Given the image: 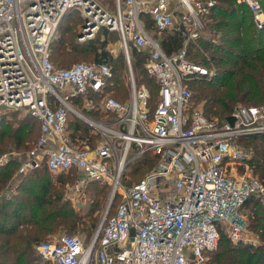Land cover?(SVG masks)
I'll return each instance as SVG.
<instances>
[{
  "label": "built area",
  "instance_id": "obj_1",
  "mask_svg": "<svg viewBox=\"0 0 264 264\" xmlns=\"http://www.w3.org/2000/svg\"><path fill=\"white\" fill-rule=\"evenodd\" d=\"M240 1L264 29L261 0ZM73 9L84 17L80 39L95 37L103 27L118 33L129 65L127 102L108 89L114 75L108 62L80 60L58 67L52 61L51 42ZM207 9L203 0H115L113 9L99 0H0V107L25 108L41 126L18 173L45 160L55 173L82 171L78 190L88 180L111 185L112 202L88 242L79 233H61L38 243V255L53 264H211L219 224L233 241L247 239L240 206L251 195L264 198V183L248 173L253 150L239 140L264 133V107L237 106L231 124L227 118H208L195 105L188 81L212 72L188 58L187 46L204 29ZM142 13L153 18L159 34L173 29L179 17L187 32L183 47L167 54ZM133 47L150 52L146 68L159 87L155 107L149 89L136 82ZM84 109L100 111L103 119ZM72 115L101 133L95 145L73 139ZM50 140L53 146L47 148ZM149 151L160 155L159 162L127 189L124 168ZM12 157L2 154L0 166ZM116 195L121 200L110 215Z\"/></svg>",
  "mask_w": 264,
  "mask_h": 264
},
{
  "label": "trees",
  "instance_id": "obj_2",
  "mask_svg": "<svg viewBox=\"0 0 264 264\" xmlns=\"http://www.w3.org/2000/svg\"><path fill=\"white\" fill-rule=\"evenodd\" d=\"M261 2L264 6V0ZM74 11L79 10L73 9L64 15L58 27V35L51 42L52 61L58 67H67L65 65L71 63L73 57L85 56L84 52L89 50L93 56L89 62L106 61L113 69L114 75L108 89L119 99L120 96L125 97L127 86L119 71L121 67L117 64L119 57L111 55L107 49L111 37L119 39L118 33L103 27L97 39H90L87 45L79 43L75 39L76 29H73V22L77 21L73 19ZM142 18L146 28L160 39L167 54H173L183 47L187 32L182 20L173 29L159 34L149 14L142 13ZM205 19V31L202 30L198 37L189 41L187 56L204 65L212 63L216 70L209 77L188 81L195 105L199 104L208 118L219 121L225 120L241 104L264 107V29L257 28L251 8L239 0H215L203 14L204 23ZM121 56L125 62L124 54ZM149 56L147 50L132 48L138 80L149 87L152 94L150 103L155 107L153 96L157 94L159 97V87L146 68ZM84 111L99 118L102 115L95 109ZM27 114L28 117L16 122L1 118L0 154L10 150L11 146L29 151L37 143L41 134L40 122L29 111ZM90 127L80 118L69 124L73 139L87 138L95 145L99 138L91 133ZM259 138L260 142L253 143ZM240 142L255 150L250 159L254 170L257 163H264V133L242 136ZM159 159L160 155L151 151L139 155L129 164L130 173L133 175L140 170H152ZM21 163V159L12 157L0 166V264H52L37 254L36 245L52 240L62 230L69 234L82 231L89 241L96 231V212L101 209L100 201L94 200L87 211L75 210L54 185L53 172L45 160L40 166L17 176L19 182L13 187L12 182ZM79 175L78 170L71 169L58 172L56 177L57 181L66 183L76 180ZM258 178L264 183V166ZM89 182L98 183L103 188L110 187L107 182ZM120 200L121 196L116 195L110 215L115 212ZM242 209L250 215V228L264 240V198L251 195L240 206ZM219 227L220 242L218 248L210 251L211 264H264V244L251 246L236 243L220 224Z\"/></svg>",
  "mask_w": 264,
  "mask_h": 264
},
{
  "label": "rangeland",
  "instance_id": "obj_3",
  "mask_svg": "<svg viewBox=\"0 0 264 264\" xmlns=\"http://www.w3.org/2000/svg\"><path fill=\"white\" fill-rule=\"evenodd\" d=\"M99 1H100L101 4H103L104 6L108 7L109 9L115 8L114 0H99ZM74 13H75V15H74L73 19H77L76 22L75 21L73 22V29H76V32H75L76 41H78L79 43H83V44L87 45L89 43L90 39H92V40L97 39V36H98V34H99L101 29H99L98 33L93 38H86V39H83V40L79 38L80 37V33L82 31L84 17H83L82 12H80V11H74ZM206 22L207 21L205 19V24H206ZM68 23L69 22H66V24H68ZM203 31H205V26H204ZM57 33H58V30H57ZM108 38H109V36H108ZM100 39H101V36H100ZM107 49H108V51L110 52L111 55L116 56V58L119 57L118 60H117L118 61L117 64L120 65V67H121L119 69V71L122 72V76L124 77V82L126 83V86H127L125 97H121L120 96V100L122 99V101L127 102L129 100V98H130V79H129V71H128V66L129 65L127 63L126 57H125V62H123V59H122L123 56H121V55H123L124 53H123V49L121 48L119 39L117 37L116 38L111 37L109 39V41L107 42ZM84 54H85L86 57L84 55H80L79 57H73L71 59V61H70L71 63H69V64H67L65 66H70L71 64H73L74 62L79 61V60L92 61L91 58L93 56H92V53L89 50H86L84 52ZM205 65L209 68V70L212 73L215 72V70H216V68H215L216 66L215 65H213L212 63H207ZM132 67H133V70H134V73H135V78H136L137 84L140 85V86L145 85L149 89V87L146 84H141L139 82V80H138L139 78H138V74H137V71H136L135 64L133 62V58H132ZM150 93H151V91H150ZM151 96H152V94H151ZM157 99H158V95L155 94L153 96V100L156 102ZM260 106H262V105H260ZM27 112H28L27 109H12V108H7V107H0V120H1L2 117L3 118L5 117L6 119L9 120V122H16L20 118L26 117L28 115ZM92 117L97 118V119H103V115H101V118H99L97 116H92ZM71 118H72L71 121H74V120H76L77 117L75 115H72ZM90 131H91V133L97 135V138L101 139V133L99 131H95L92 126L90 127ZM260 141H261V138H259L258 140H254L253 143L260 142ZM239 144L244 149H252L253 150V148H251V146H247V144L245 145L243 142H240V140H239ZM11 147L12 148L10 150L8 149L7 151L3 152L2 154L12 153V155L16 159L17 158L18 159H22L23 158V160L25 159V157L27 155V151H23L21 149L20 150L16 149V148H14V146H11ZM247 151H249V150H247ZM254 151L255 150H253V154H251V156L252 155L254 156ZM2 154H0V156ZM131 159L133 160L134 158H131ZM131 159L128 162V164L126 165V167L124 168L123 173H122V177H121V180H122V182L124 183V185H125V187L127 189L134 182H136L140 178L144 177L146 175V173L151 170L150 169L147 172H145V170H140L139 172H137V173L132 175L130 173V167H128L129 164L132 161ZM257 165L258 166H257V168L255 170H254L253 165H250V170L248 172L249 174H251V175H253L255 177H258L261 174V172L263 170L264 163H257ZM153 167H155V166H153ZM242 172H243L242 169H240V170L238 169V173L239 174H242ZM57 174L58 173H55V172L52 173V179L54 181V185L59 189V191H61L62 197H64L65 200L69 201L70 204L72 205V207L75 210H78L80 212L81 211H83V212L87 211V209L92 205L94 200L98 199L100 201L101 209L96 212V217H97L96 222L97 223H96V227L95 228H97L99 223H100V221H101V218H102V216H103V214H104V212H105V210L107 208V205L109 203V199H110V196H111V185L109 184L110 187L106 186V188H103L102 185L98 186L97 185L98 183H96V184H95V182H93V183L91 182L90 183L89 180H88V181L85 182L84 186L82 188L80 186V190H78L75 187V185L77 183V180L79 178H81L80 175L74 181L71 180V181H67L66 183H63L61 181H57V177H56ZM18 182H19V179H15L12 182V186H15ZM101 190H103V191L101 192ZM260 201H263V200L260 199ZM247 210H248V208H247ZM240 212L242 213V215L244 216V219H245L243 223H244V226L246 227V229L248 231V233L246 234L247 239L245 241H234V242H236V243L242 242V243L249 244V245L251 244V246L264 244V240L260 237V235L257 234L256 231L251 229L250 226H249V221H250L249 216L250 215L248 214V211L246 212V210L242 209V210H240ZM95 228H94V230H96ZM64 232H67V231L66 230H62L59 233H56L54 235V237L57 236L58 234L64 233ZM78 233L81 234L82 237H84L86 239V233H84L82 231H79ZM210 262H211V258H210Z\"/></svg>",
  "mask_w": 264,
  "mask_h": 264
},
{
  "label": "crops",
  "instance_id": "obj_4",
  "mask_svg": "<svg viewBox=\"0 0 264 264\" xmlns=\"http://www.w3.org/2000/svg\"><path fill=\"white\" fill-rule=\"evenodd\" d=\"M210 1H212L213 3L212 4H214L215 3V0H203V2L207 5V7H209L210 5H209V2ZM240 1V0H239ZM176 25H177V23L179 22V20H181L179 17H176ZM53 143H54V140H50L47 144H46V147L47 148H50V147H52L53 146ZM22 161H23V158L21 159ZM79 172V174H80V177L82 178V177H84V174H83V172L82 171H78ZM20 175V173H17L15 176V179L17 178V176H19ZM14 179V180H15ZM14 187V186H13ZM10 193V192H9Z\"/></svg>",
  "mask_w": 264,
  "mask_h": 264
},
{
  "label": "water",
  "instance_id": "obj_5",
  "mask_svg": "<svg viewBox=\"0 0 264 264\" xmlns=\"http://www.w3.org/2000/svg\"><path fill=\"white\" fill-rule=\"evenodd\" d=\"M235 119H236V118H235V116H233V115H229V116L227 117L228 122L231 123V124H234ZM111 202H112V197H110V199H109V204H108V206L111 204Z\"/></svg>",
  "mask_w": 264,
  "mask_h": 264
},
{
  "label": "bare ground",
  "instance_id": "obj_6",
  "mask_svg": "<svg viewBox=\"0 0 264 264\" xmlns=\"http://www.w3.org/2000/svg\"><path fill=\"white\" fill-rule=\"evenodd\" d=\"M121 171H122V168H120L119 174L121 173Z\"/></svg>",
  "mask_w": 264,
  "mask_h": 264
}]
</instances>
